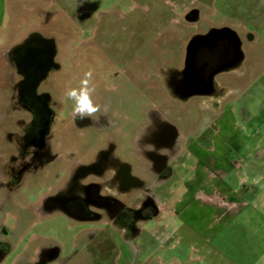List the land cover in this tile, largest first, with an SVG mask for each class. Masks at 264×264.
<instances>
[{"label":"flooded vegetation","instance_id":"af4514ba","mask_svg":"<svg viewBox=\"0 0 264 264\" xmlns=\"http://www.w3.org/2000/svg\"><path fill=\"white\" fill-rule=\"evenodd\" d=\"M38 1L45 10L56 7V0ZM66 1L76 5L75 16L61 9L72 17L68 31L27 26L14 32L3 52L7 90L1 95L8 100L0 107V264H72L83 252L89 264H100L95 257L117 258L116 240H135L141 225L162 210L157 188L188 168L186 127L143 90L136 112L129 116L122 108V79L130 64H122L121 37L96 43L93 34L100 31L89 0ZM183 13L182 25L201 19L196 8ZM238 40L224 26L193 34L186 42L190 58L186 63L185 54L177 70V97L187 100L190 90L206 91L213 76L239 68ZM89 70L99 111L93 119H74V101L64 93L78 88ZM227 90L219 85L213 95ZM203 127L201 139L212 141L209 129L218 126L209 120ZM245 181L242 188L249 191ZM57 214L82 227L67 255L28 232L30 224Z\"/></svg>","mask_w":264,"mask_h":264},{"label":"rangeland","instance_id":"374dc122","mask_svg":"<svg viewBox=\"0 0 264 264\" xmlns=\"http://www.w3.org/2000/svg\"><path fill=\"white\" fill-rule=\"evenodd\" d=\"M69 2L56 0L55 9L48 11L38 0H0V24L9 32L2 36V41L7 35L16 36V30L40 24L55 32L62 26L68 31L72 17H65L61 9L75 16L76 5ZM86 6L92 11L96 30L100 31L93 34L96 43L122 39V64H130L125 68L127 76L122 79V108L130 112L129 116L136 112L143 90L148 99H155L158 107L169 112L176 124L186 127L188 139L184 148L190 157L188 168L175 172L157 188L162 210L155 220L142 224V232L135 240L128 241L122 235L114 249L108 246L107 250L113 249L114 253L120 250L117 258L113 254L95 257L94 261L264 264V0H89ZM188 8L199 10L198 23L182 25L186 22L183 12ZM223 26L239 36L240 55L236 61L241 66L213 76L204 87L206 91L190 90L189 98L181 100L176 94V79L185 54L186 63L190 58L186 42L209 27ZM109 29L115 30V35L106 36ZM0 59V96L7 97L0 101L2 107L7 103L4 100H8L6 93L1 95L7 90V70L4 58ZM181 83L184 84L182 80ZM219 85L228 90L213 95ZM209 120L218 126L209 129L214 131L213 140L203 138L207 147L196 151L194 140L201 141L203 126ZM196 153H200L199 162ZM195 171L200 180L205 177L207 181V186L205 182L198 185L196 200L207 199L215 207L192 201L191 208L181 216L182 210L176 204L187 194L186 181L194 177ZM223 171L226 176L221 175ZM245 175L247 178L242 179ZM244 180L251 185L246 194L247 190L242 188ZM220 187L232 188L229 194L234 196L233 200L221 191L203 197V190L209 193ZM81 231L80 225L61 214L30 224L28 230L39 234L43 243L58 245L62 255L72 252ZM23 244L21 241L18 250ZM15 255L16 252L8 262ZM87 260L83 252L72 264H89Z\"/></svg>","mask_w":264,"mask_h":264},{"label":"crops","instance_id":"0c3cea01","mask_svg":"<svg viewBox=\"0 0 264 264\" xmlns=\"http://www.w3.org/2000/svg\"><path fill=\"white\" fill-rule=\"evenodd\" d=\"M9 29V28H8ZM9 32L7 31V30H4L3 29V27H2V25L0 24V58H4V55H3V52H4V50H5V48H7L10 44H11V42H12V40H14V37H11L10 35H7V37L4 39V41H2V36L3 35H5V34H8ZM2 41V42H1ZM1 60V59H0ZM3 96V95H2ZM5 99L7 98L6 96H3ZM2 97V98H3ZM0 98H1V96H0ZM2 98L0 99V101L2 102ZM3 98V99H4ZM5 101H7V100H4V102ZM2 111L3 110H1V108H0V117L2 116ZM223 116V112H222V114H221V116L220 117H222ZM195 142H194V144H195V150L197 151V150H203V148L205 149L207 146H205L204 144V142H203V140L201 139V141L200 140H194ZM196 156H198V158H197V162H199L200 160H201V157H200V153H196ZM205 157H206V155H205ZM204 157V158H205ZM197 168V167H196ZM197 170V169H196ZM196 173H195V175H194V177H192V178H190V180L189 181H186V186H187V188L189 189L185 194L186 195H183V197L181 198V199H179V204H176L177 206H178V208H180V210H182V214H181V216L187 211V210H189L190 208H191V203H192V201H199L200 202V204H202V205H207V206H210V207H213L214 205H212V204H208V202H207V199L206 200H204V199H202V198H200V200H196V198L198 197V196H194V194L198 191V185H200L201 183H204L205 182V185L207 186V181H206V179H205V177L202 179V180H200V178H199V176H198V174H197V171H195ZM224 172V171H223ZM223 172H221V175L222 176H226L227 175V172L225 171L224 173ZM206 176V175H205ZM243 178H247V175H245V176H243L242 177V179ZM206 190L207 189H205V190H203V197H204V195L206 196V197H210V196H213L214 194H213V192H217V191H221V192H224V193H226L227 195H228V197H230L232 200H233V198H234V196L233 195H230L229 194V192L232 190L233 191V189L232 188H224V187H220V189L218 190V189H212V190H210V192L209 193H206ZM234 192H235V190H234ZM236 193H238V190H236ZM246 193H249V191L247 190V191H245V194ZM239 194V193H238ZM216 195V194H215ZM214 195V196H215ZM239 196H241L240 194H239ZM240 198H242V196L240 197ZM206 203H205V202ZM244 201V200H243ZM202 202V203H201ZM239 204H241L242 205V203L240 202V200H239V202H238ZM180 206V207H179ZM215 207V206H214ZM218 207H220V206H218Z\"/></svg>","mask_w":264,"mask_h":264},{"label":"clouds","instance_id":"9594fccd","mask_svg":"<svg viewBox=\"0 0 264 264\" xmlns=\"http://www.w3.org/2000/svg\"><path fill=\"white\" fill-rule=\"evenodd\" d=\"M93 72L91 70L84 73L78 88H69L64 95L74 101L72 116L74 119H93L99 111V106L93 103L92 93L95 91L91 86Z\"/></svg>","mask_w":264,"mask_h":264}]
</instances>
